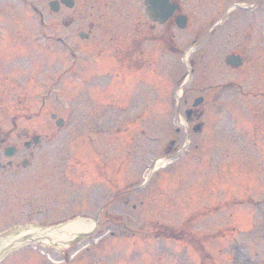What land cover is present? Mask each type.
Wrapping results in <instances>:
<instances>
[{"label":"flooded vegetation","instance_id":"obj_1","mask_svg":"<svg viewBox=\"0 0 264 264\" xmlns=\"http://www.w3.org/2000/svg\"><path fill=\"white\" fill-rule=\"evenodd\" d=\"M20 2L24 5L0 6V175L3 177H17L33 167L37 150L44 142L52 141V125L60 119L62 127H71L86 121L87 112L95 116L97 126L109 121L115 127L113 111L128 108L141 110L132 123L138 126L135 133L147 141L151 115L160 111L156 114L160 116L159 128L164 134L173 130V137L167 142L163 140L165 143L159 151L168 164L181 161L188 167L195 158L190 152L192 133L197 136L204 133L203 110L218 106L219 101H209L204 93L193 101L182 100L176 89L199 71L202 62L209 63L206 71L211 76L223 68L251 75L264 72V0H93L87 6L81 0H52L48 10L33 1ZM96 11L97 23L85 22ZM54 16L61 18L55 22ZM54 43L61 45L68 65L58 76L53 72ZM79 61L87 63L79 65ZM213 62H223L224 67L220 64L214 69ZM82 66L84 69L78 70ZM72 71L82 76L87 72L89 76L84 83L97 78V87L86 88L79 81L71 87L76 93H94L97 102L83 108L68 105L59 117L51 110L53 87ZM162 75L167 79H161ZM39 88L45 94H40ZM151 90L155 96L165 98L151 101ZM208 90L211 88L207 87L205 92ZM137 99L140 101L135 105L131 100ZM168 116L172 117L167 126ZM172 126L176 127L171 129ZM128 132L120 130L113 134L112 142H116L118 135L126 137ZM182 136L184 144L180 147ZM154 140L161 142L158 138ZM127 154L119 163L118 155L106 161L101 151L97 152V172L101 176L107 168L115 171V163H119V168L127 164ZM155 165L154 162L147 168V181L140 187L130 185L123 190L109 182V197L51 199L43 207L31 208L26 217L32 221V230L13 229L5 239V225L0 221V264H15L8 263L6 258L30 246L61 254L69 262L72 254L82 253L102 255L105 260L111 256L126 260L139 249L138 245L144 250L133 264H153L140 261L141 256H149L150 245H159L161 255L157 264H214L213 238L228 239L227 235L215 236L196 228L213 214V209L191 211L180 225L164 222L180 216L172 211L143 212L142 229L136 232L129 229L135 220L133 211L138 207L148 209L146 199L150 195L146 192L152 186L149 170L154 174L167 169L165 164L157 168ZM222 204L224 207L227 203ZM33 218L48 220L50 224L44 229L46 225H36ZM12 227L15 226L9 228ZM118 227H121L119 238L113 231ZM128 263L126 260L125 264Z\"/></svg>","mask_w":264,"mask_h":264},{"label":"rangeland","instance_id":"obj_2","mask_svg":"<svg viewBox=\"0 0 264 264\" xmlns=\"http://www.w3.org/2000/svg\"><path fill=\"white\" fill-rule=\"evenodd\" d=\"M28 1L48 10V3L52 0ZM81 1L85 6L93 2ZM2 5L20 7L24 4L20 0H0V6ZM60 18L54 16V21ZM88 21L97 23V11L85 19V22ZM85 44L87 47L88 43ZM60 49L61 45L54 43V76L61 75L63 68L68 66ZM77 63L83 65L87 62ZM222 63L213 62L212 65L216 69ZM208 64L202 62L199 71L176 89L182 100L193 101L204 93L209 101H219L218 106H208L203 110L206 126L204 133L201 136L192 133L190 152L195 155L192 156L195 158L191 159L193 163L188 167H184L181 161L172 165L167 163L166 170L162 168L154 174L149 170L152 186L146 192L150 195L146 199L148 209L138 207L133 211L135 220L129 229H133V232L142 229L140 226L143 224V212L177 213L180 215L177 219L164 222L180 225V221L191 211L213 209L214 214L199 222L196 228L208 230L215 236H218V233L227 235L228 239L213 238L214 264H264V72L251 75L249 72L237 73L223 68L211 76L206 71ZM81 68L84 69L82 66L78 70ZM72 72L53 87L51 110L59 117L64 115L63 109L68 105L83 108L97 102V95L94 93L81 94L71 89L76 81L85 84L86 88L97 87V78H91L84 83L83 80L89 76L87 72L85 76ZM160 77L167 79L163 75ZM207 87H210L211 91L205 92ZM39 91L40 94L46 92L42 88H39ZM149 93L151 101L165 98L155 96L152 90ZM131 101L135 104L140 100ZM113 113L115 127L109 125V121L97 126L95 116L87 115V112L86 121L71 127L58 129L53 123V139L51 142H44L37 150L36 160L30 170L17 177L0 175V221L5 225L6 231L11 229L10 226L32 225V221L26 217L31 208L43 207L51 199L109 197V182L124 190L130 185L134 188L140 187L147 181V168L165 158L160 149L165 143L163 140L167 142L172 139L170 137H173V130L164 134L157 122L160 116L156 114L160 111H155L154 116L151 115L147 141L135 133L138 132V126L132 123L141 113L139 108L116 109ZM171 117L166 118L167 126ZM102 127L105 130L99 131ZM173 127L176 126L171 129ZM120 130L130 132L126 137L118 135L116 142H112L115 139L113 134ZM153 138H158L161 142H155ZM210 143L211 149L207 150ZM183 144L182 136L178 146L182 147ZM99 151L106 161L110 156L118 155L116 160L119 163L121 157L128 152V162L123 163L120 168L119 163H115L117 172H112L113 168H107V172L104 171L101 177L97 172ZM209 154L212 156L210 159ZM77 186L81 189H71ZM141 195L139 193L138 197ZM222 203L229 206L221 209ZM137 220L139 222H136ZM33 223L50 224V221L33 218ZM120 228L113 230L117 238L120 237ZM157 246L159 245H150L149 256H141L140 261L157 264V257L161 255ZM29 248L9 255L6 261L15 264H97V260L102 259L101 264H125L126 260L128 264H133L138 261L137 255L143 249L138 245L136 248L139 249H135L132 257L126 260L117 256L105 260L102 255L82 253L72 254V259L66 262L61 254L49 253L44 249L35 250L34 246Z\"/></svg>","mask_w":264,"mask_h":264},{"label":"water","instance_id":"obj_3","mask_svg":"<svg viewBox=\"0 0 264 264\" xmlns=\"http://www.w3.org/2000/svg\"><path fill=\"white\" fill-rule=\"evenodd\" d=\"M54 6H55V3H52L51 4V7L52 8H54ZM53 10H55V9H53ZM62 120L60 119L57 123H56V125L58 126V127H61L62 126V122H61ZM36 225H38V224H36ZM46 226H45V228L44 229H46L47 228V226L49 225V224H45ZM13 229H19V230H22V232L24 231V230H32L33 229V227H32V225H20V226H17V227H14V228H11V229H9V230H7L6 232H5V235L6 236H4L5 237V239L9 236V235H11V233L12 232H10L11 230H13Z\"/></svg>","mask_w":264,"mask_h":264},{"label":"trees","instance_id":"obj_4","mask_svg":"<svg viewBox=\"0 0 264 264\" xmlns=\"http://www.w3.org/2000/svg\"><path fill=\"white\" fill-rule=\"evenodd\" d=\"M229 206V204H226V205H224V207H228ZM223 206H221L220 208H224Z\"/></svg>","mask_w":264,"mask_h":264}]
</instances>
